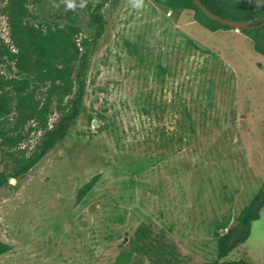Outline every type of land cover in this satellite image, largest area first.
Segmentation results:
<instances>
[{
  "label": "rangeland",
  "instance_id": "1",
  "mask_svg": "<svg viewBox=\"0 0 264 264\" xmlns=\"http://www.w3.org/2000/svg\"><path fill=\"white\" fill-rule=\"evenodd\" d=\"M6 2L0 37L9 44ZM99 4L105 27L75 123L0 187V240L11 245L0 264H264V206L247 239L217 258L221 229L264 184V56L240 30L211 31L192 10L153 0H43L28 18L74 23L81 37ZM73 68L41 79L0 60V79H28L21 92L15 81L3 88L0 169L29 154L43 122L57 119ZM43 106L42 119L32 109Z\"/></svg>",
  "mask_w": 264,
  "mask_h": 264
},
{
  "label": "trees",
  "instance_id": "2",
  "mask_svg": "<svg viewBox=\"0 0 264 264\" xmlns=\"http://www.w3.org/2000/svg\"><path fill=\"white\" fill-rule=\"evenodd\" d=\"M43 0H7L4 11L8 24L9 44L0 37V60H11L18 73L34 74L41 79L66 78L70 64H74L72 84L74 90L67 104L59 109L57 119L48 125L42 124L43 132L29 154H16L13 165L0 169V187L8 183V178L18 179L32 168L51 148L60 142L75 123L81 110L85 92L87 70L91 55L101 37L105 18L100 4L91 12L92 31L78 37L79 27L74 23L67 25H48L29 20L30 5ZM173 11L192 10L193 19L211 31L219 28H232L208 17L193 0H153ZM211 11L231 19L252 20L253 27L239 29L252 42L253 49L264 56V5L255 8L249 0H200ZM20 80V81H19ZM0 79V115L9 110V96L3 91L4 85L14 82L18 92L28 85L27 77L22 79ZM20 94V93H19ZM18 108L25 106L21 96ZM38 118L46 117V107L32 109ZM91 178L78 191L81 198L94 181ZM264 206V184L260 186L251 200L242 207L231 225L218 240L217 258L221 259L250 234L251 223L259 218ZM11 248V245L0 240V255ZM214 262L211 264H222ZM234 264H253L243 260H234Z\"/></svg>",
  "mask_w": 264,
  "mask_h": 264
},
{
  "label": "water",
  "instance_id": "3",
  "mask_svg": "<svg viewBox=\"0 0 264 264\" xmlns=\"http://www.w3.org/2000/svg\"><path fill=\"white\" fill-rule=\"evenodd\" d=\"M195 2V4L211 19L218 21L224 25H228L234 29H241V28H250L253 27L252 25V20L248 19V20H240V19H231V18H227L224 17L222 15H219L213 11H211L210 9H208L200 0H193ZM264 22V21H263ZM93 125H95V121L92 122ZM14 178L13 177H9L8 181H12ZM226 231L225 228L221 229V232L224 233ZM222 264H234V263H222Z\"/></svg>",
  "mask_w": 264,
  "mask_h": 264
}]
</instances>
